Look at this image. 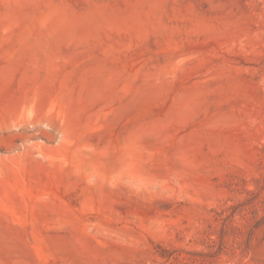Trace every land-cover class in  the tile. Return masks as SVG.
<instances>
[{"label":"rangeland","instance_id":"obj_1","mask_svg":"<svg viewBox=\"0 0 264 264\" xmlns=\"http://www.w3.org/2000/svg\"><path fill=\"white\" fill-rule=\"evenodd\" d=\"M0 264H264V0H0Z\"/></svg>","mask_w":264,"mask_h":264}]
</instances>
